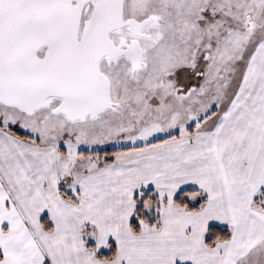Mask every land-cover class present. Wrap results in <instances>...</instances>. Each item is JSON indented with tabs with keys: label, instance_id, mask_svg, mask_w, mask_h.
Here are the masks:
<instances>
[{
	"label": "snow or ice",
	"instance_id": "6c2138e0",
	"mask_svg": "<svg viewBox=\"0 0 264 264\" xmlns=\"http://www.w3.org/2000/svg\"><path fill=\"white\" fill-rule=\"evenodd\" d=\"M0 264H264V0H0Z\"/></svg>",
	"mask_w": 264,
	"mask_h": 264
}]
</instances>
